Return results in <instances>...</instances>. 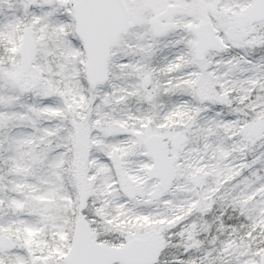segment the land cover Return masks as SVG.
I'll list each match as a JSON object with an SVG mask.
<instances>
[{"label":"snow or ice","instance_id":"1","mask_svg":"<svg viewBox=\"0 0 264 264\" xmlns=\"http://www.w3.org/2000/svg\"><path fill=\"white\" fill-rule=\"evenodd\" d=\"M0 264H264V0H0Z\"/></svg>","mask_w":264,"mask_h":264}]
</instances>
